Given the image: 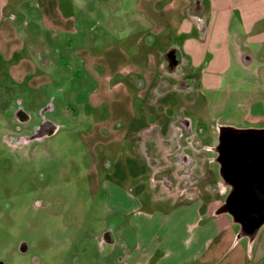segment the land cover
Wrapping results in <instances>:
<instances>
[{"label": "rangeland", "instance_id": "rangeland-1", "mask_svg": "<svg viewBox=\"0 0 264 264\" xmlns=\"http://www.w3.org/2000/svg\"><path fill=\"white\" fill-rule=\"evenodd\" d=\"M138 1L0 0V260L5 264H135L137 246L146 251L166 242L169 220H162L191 204V197L206 205L228 199L232 186L223 178L216 147L229 113L218 107L216 92H181L179 79L192 83L196 73L185 62L174 72L169 66L166 52L180 40L172 29L159 34L164 23L154 22L166 21L168 10L149 8L145 13L137 8ZM60 19L67 28L76 24L77 31L60 30L55 25ZM31 46L47 50L41 53L54 56V62L42 65ZM108 47L124 50L130 67L143 60L140 66L149 67L158 82L173 86L158 95L157 104L151 105L148 94L134 108L128 102L116 105L115 112L127 117L140 111L143 119L136 125L149 126L151 115L161 121L158 115H175L174 108L181 107L193 122L188 142L186 137L163 141L165 146L176 143L169 149L146 142L144 151L143 135L107 134L102 127L112 104L97 99L102 97L98 85L110 71L104 67L95 77L81 53ZM148 55L165 59L166 66L157 70ZM25 58L33 62L30 75L24 72ZM252 74L247 69L234 76L251 79ZM44 75L52 77L47 84L39 83ZM18 99L29 119L17 117ZM46 107L53 111L42 115ZM45 117L56 121L58 130L34 138ZM182 149L188 163L181 159ZM173 194L182 196L174 200ZM182 217L189 215L177 218ZM239 228L234 223L233 233H226L232 235L214 256L218 264H234L236 254L247 251V237L233 246ZM108 232L113 242L106 239ZM22 242L26 251L20 249Z\"/></svg>", "mask_w": 264, "mask_h": 264}, {"label": "crops", "instance_id": "crops-1", "mask_svg": "<svg viewBox=\"0 0 264 264\" xmlns=\"http://www.w3.org/2000/svg\"><path fill=\"white\" fill-rule=\"evenodd\" d=\"M137 8L145 13L149 8L153 12L160 8L164 11L168 10L166 21L165 19L160 22L154 21L155 19L151 20L156 24L164 23V26L168 24L166 27L160 26L159 34L172 29L175 30L177 39L180 40L176 43L177 45L170 48L175 50L179 58L174 66L175 70L185 62L196 73L192 83L186 77L179 79L181 83L178 88L186 93L196 88H199L200 92L203 90L216 92L218 107L229 113L227 122L220 127V144L224 132L243 136L248 130L264 132V0H139ZM72 19L69 18L67 21L72 22ZM71 24L72 27L67 28L64 20L60 19L55 25L59 26L60 30L76 32V24ZM156 28L158 29L157 26ZM137 44L141 45V42ZM32 48H34L32 53L38 55L42 65L48 67L54 62V56H49V54L43 56L41 52L47 51L44 48L40 51L34 46ZM139 49L143 55V48ZM116 50L108 47L81 53L83 55L81 57L87 63L85 66L95 77L104 67L111 72L104 75L103 81L99 80L98 85L102 89L98 94L102 97L99 96L97 102L108 101L112 104V113H109L105 119L108 123L102 128L109 135H115L116 132L117 135L126 137L130 133L143 135L141 137H144L142 141L144 151L146 142H157L161 145L163 141H175L174 137H186L188 142L193 122L189 116L181 114V107L179 110L174 108L177 110L175 115L173 113L161 114V117L158 115L161 121L158 118L152 119L153 115H151L149 126L136 125L138 120L143 119L140 111L135 110L127 117L119 111L115 112L116 105L128 102L129 107L134 108L136 100L146 98L148 94H150L151 105L157 104L158 95L173 87L166 80L158 82L149 67L140 66L143 60L139 64L135 62L132 67L128 66L125 63L127 59L125 51ZM60 54L63 56L61 61H66L63 50ZM257 60L261 64L255 65L254 62ZM164 61L165 59L158 60L154 55H148V62L152 63L157 70L166 66ZM67 62L70 65V61L67 60ZM18 65L16 64V67H19ZM23 67L26 70L22 69V71L24 70L28 75L33 72V62L30 59L23 60ZM70 67H73L72 64ZM247 69L254 72L251 79L247 77L240 79L238 75L234 76V73L247 72ZM133 74L139 77L138 80L132 77ZM143 79H146L144 85ZM51 80L50 75H44L39 83L47 84ZM240 83L245 84L244 88L234 87L232 89L233 85L240 86ZM122 120L124 123L121 122V124ZM58 128L59 125L56 130ZM175 144L169 145L173 147ZM169 145L164 146L169 149L167 148ZM184 149L180 156L189 157ZM222 175L227 183H233L231 179L225 177L224 172ZM173 195H175L174 200L182 196ZM196 199L191 197L187 200L191 204L177 207L171 215L162 220L161 223L169 220L167 226L171 235L167 237L166 242L163 240L157 242L156 246L146 251L141 246H137L134 253L137 254L135 258L138 262L135 264H218L219 257L214 256L230 239L232 234L226 236V233L232 230L234 223L239 224L240 228L239 231L237 230L239 235H236L233 246L244 237L249 239L247 251L237 253V256L233 258L234 264L258 263L264 259V224L259 228L256 236L251 237L244 233L243 224L237 221L232 214H217V210L224 203L222 200L216 199L206 205ZM182 214L183 216L189 215V218H177ZM155 217L153 215L152 219ZM163 250L165 252L159 256L160 251Z\"/></svg>", "mask_w": 264, "mask_h": 264}, {"label": "water", "instance_id": "water-1", "mask_svg": "<svg viewBox=\"0 0 264 264\" xmlns=\"http://www.w3.org/2000/svg\"><path fill=\"white\" fill-rule=\"evenodd\" d=\"M221 142L220 162H226L222 172L233 181V197L217 214L230 213L237 221L240 215L249 226H259L264 222V137L224 132Z\"/></svg>", "mask_w": 264, "mask_h": 264}, {"label": "flooded vegetation", "instance_id": "flooded-vegetation-1", "mask_svg": "<svg viewBox=\"0 0 264 264\" xmlns=\"http://www.w3.org/2000/svg\"><path fill=\"white\" fill-rule=\"evenodd\" d=\"M166 55L168 57L167 59H169L168 61H169V66L171 67V70L172 71L175 70L176 67L174 68V66L176 64V61L179 60L178 55H176L175 50H171V49H170V51H168V53H166ZM21 103H22V101H20L18 99L17 111L15 113H16L17 117L19 119H21V120L29 119V115L27 114V112L25 111V109H24V107L22 106ZM50 109H52V111H53V108H51V107L44 108L43 111H41V114L44 115L43 113L49 111ZM36 126L37 127H36V131H35L34 138H36V137H38V138L39 137L40 138L42 137L43 138V137L47 136V134H51L52 135L55 131H57L56 129L58 127L56 121H54L52 119H49V118H46V117L43 118V122L42 123H40V124H38ZM196 142L197 141H195V143ZM222 146H223L222 142H221V144L219 143L217 145V147H216V150H218V152H219V149L221 150L222 149ZM222 155H223V153H222ZM188 158L189 157L181 156V159L184 162H186V163L189 162V159ZM186 163H185V165H186ZM105 237L110 242H113L114 241V238H113V235H112L111 232L106 233ZM27 247L28 246H27V243L26 242H22L20 244V249L22 251H26L27 250ZM0 264H5V262H3V261L0 260Z\"/></svg>", "mask_w": 264, "mask_h": 264}, {"label": "trees", "instance_id": "trees-1", "mask_svg": "<svg viewBox=\"0 0 264 264\" xmlns=\"http://www.w3.org/2000/svg\"><path fill=\"white\" fill-rule=\"evenodd\" d=\"M261 133H264V132L263 131H258V130H248V131H246L245 136H248V137H252V136L259 137V136H262V137H264V134H261ZM222 168H223V170L226 169V162L225 161H224V164H223ZM232 197H233V193L231 192L227 200L230 201L232 199ZM236 218H238V220H240L242 222L244 233L249 235V236H251V237L256 236L259 228L264 224V222H263L261 225L253 227V226H249L247 224V222L243 220V217H241L240 215H236Z\"/></svg>", "mask_w": 264, "mask_h": 264}]
</instances>
